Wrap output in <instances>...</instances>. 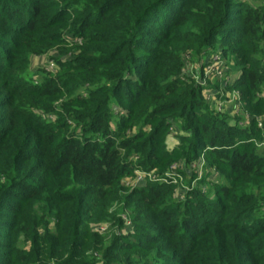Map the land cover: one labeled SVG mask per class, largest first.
I'll list each match as a JSON object with an SVG mask.
<instances>
[{
  "label": "trees",
  "instance_id": "16d2710c",
  "mask_svg": "<svg viewBox=\"0 0 264 264\" xmlns=\"http://www.w3.org/2000/svg\"><path fill=\"white\" fill-rule=\"evenodd\" d=\"M66 1L68 14L56 10L58 0H0V264H264V133L256 120L264 117V7ZM65 34L78 49L71 74L19 82L14 73L29 55ZM216 51L244 64L231 86L252 116L245 128L216 113L203 87L183 74L184 56H202L201 65L203 54ZM123 94L118 103L129 112L116 129L113 106ZM62 98L63 113L41 122L38 111H53ZM172 120L189 136L169 152ZM201 154L225 172V184L209 182L216 198L198 188L177 204L171 185L131 190L123 183L133 156L147 170L165 161L164 170ZM128 210L143 243H125L116 232L105 243L84 230L102 220L119 229Z\"/></svg>",
  "mask_w": 264,
  "mask_h": 264
},
{
  "label": "rangeland",
  "instance_id": "374dc122",
  "mask_svg": "<svg viewBox=\"0 0 264 264\" xmlns=\"http://www.w3.org/2000/svg\"><path fill=\"white\" fill-rule=\"evenodd\" d=\"M249 1V4L253 6H261L264 7V0H247ZM59 2V8L56 9L59 12L62 10H66L67 14L70 12L71 5L68 3L66 0H58ZM73 8V7H72ZM68 39H65L62 43H54L51 47L45 48L40 52L36 53H31L28 58V62L26 63V67L23 71H16L14 74L17 76L19 79V82H26L30 84H39L40 82L43 81V77L46 73L52 74L54 76H66L68 74H71V71L68 69L69 68V61L73 60L74 57L78 56L75 44H71L70 40H73L74 37L72 35L65 34L64 37ZM263 42L261 46L264 48V36H262ZM77 43L78 46H81L84 43V39L82 37H77L76 40L74 41ZM227 46H231L232 44H226ZM5 45H1V47H4ZM27 52V50H26ZM217 52V51H216ZM222 54V59L223 63L220 65V68L223 69V71H226L225 77L226 79L221 78L223 81V84L220 80H216L217 77L216 75L211 77L208 81H206V85L204 86V89L208 92H215L217 93L218 97L216 96L215 98H212L211 103L215 105V103L219 104H225L226 106V112L225 113H220V114H225L229 119V123L235 124V123H244V122H239L236 120L237 116H242V117H251L250 113L248 112L249 110L246 109V105L242 100V92L237 90V89H232V83L231 81H234L237 79V77L240 76L241 72L244 70V64L241 61H238L232 57L231 53H226ZM252 57L256 59H261L258 54H254ZM202 59V56H194V55H188L184 56V64H183V74H187L191 77L193 80L194 84H197L198 86H202V81L200 80L201 78V66H200V60ZM262 60V59H261ZM200 61V62H199ZM23 62L22 59L16 61V65H20ZM262 64H264V61H261ZM224 76V75H223ZM228 78V79H227ZM225 82V83H224ZM227 82L229 83L228 86H226ZM236 82V81H235ZM204 90V91H205ZM87 91L86 89H82L81 91L79 90L77 92L80 94H85ZM263 93H260L264 95V88L262 89ZM241 96V97H240ZM120 98L115 99V104L113 106V112H115V116L113 118V126L114 128L117 127V123L125 120V118L128 115L129 110L125 108L126 106L120 105L118 102L120 101H126V95L123 94L119 96ZM64 98V97H63ZM63 98L59 99L58 101L55 102L54 104V110L50 112H45V111H38L37 117L40 118L41 122H49L53 121L56 116L60 113H63V111L60 109V106L63 103ZM240 98L241 104H239L238 99ZM210 104L209 106L214 110L213 105ZM239 107L238 113L236 111L238 110L237 107ZM217 113V112H216ZM260 119L261 126L258 124V128L262 129L260 132L261 134L264 133V117L263 118H256ZM182 126V123L173 121L171 122V129H170V134L168 137L165 139V148L169 152H174L176 148L179 147L180 145V140L179 136L184 135V136H189V133L187 131H183L180 127ZM174 127V129H172ZM242 128L247 127V125H241ZM138 126H135L134 129L135 131L137 130ZM117 129V128H116ZM151 125H146L145 128L143 129L146 131V133L150 132ZM174 130V131H173ZM128 135L131 136L133 135V131H128ZM258 146L260 147V152L264 151V140L260 141L258 143ZM204 154H201L199 157L203 156ZM138 157V156H137ZM198 157V158H199ZM197 158V160H198ZM132 162V160H131ZM193 162V161H192ZM139 159L136 160V166H139ZM152 163V160H151ZM165 161H162L160 166L156 167L154 170H147L142 165L140 167L149 172H154L156 176L162 177L164 176L167 178V182H160L159 184H165V185H171L173 188V200L178 204L182 203L185 199L186 196L194 189L202 188L204 194L209 197V198H216L217 197V189L216 187H213L209 182H216L217 185L225 184V172L218 169L216 166H212L211 163L206 159L203 165H200V167H192L190 166L191 162H186L184 159H179L175 161L170 167L165 168L164 170H161L164 166ZM133 164V163H132ZM174 164H182L183 166H180L178 170H176V173L181 177H167V173L171 174V168ZM165 171V172H164ZM164 172V173H162ZM123 183L125 186L131 187L130 189L134 188H142L145 185H136L134 182V170L131 173V175L123 180ZM148 184V183H147ZM146 184V185H147ZM182 185L187 186L189 188L193 187L191 191L186 193V196L184 200H181L179 197V192L182 187ZM218 187V186H217ZM172 190V189H171ZM115 208V207H114ZM113 208V209H114ZM112 209V210H113ZM132 214L131 211H125L122 213L121 218L123 219V226L119 229H116L112 225V222L108 221H99V223H92L89 222L85 223L84 225V230L85 231H92L97 234H99L101 237L107 239L105 243H108V238H110L111 234L113 232H116L118 236H126V241L125 243H130V242H138L141 243L142 241L139 240V237L137 234H141L142 232L140 230H135L133 226V221L131 218ZM96 226H102L107 228L104 232L100 231L96 228ZM53 230V229H52ZM143 243V242H142Z\"/></svg>",
  "mask_w": 264,
  "mask_h": 264
},
{
  "label": "built area",
  "instance_id": "2783aa9c",
  "mask_svg": "<svg viewBox=\"0 0 264 264\" xmlns=\"http://www.w3.org/2000/svg\"><path fill=\"white\" fill-rule=\"evenodd\" d=\"M222 57L223 56H222L221 52H219V51L213 52V53H208V54L207 53L203 54V60H202V63L200 65L201 66V78H200V80L202 81L201 87H203V94H204L205 100L209 104H212L211 103L212 98H215L216 96L218 97V95H217V93L215 94V92L206 91L204 89L203 85H206V81H208L211 77H213L215 75L217 77H219V78H216V80H220L223 84L224 80L222 81L221 78L223 77V79H226V78H224L226 71H223V69L220 68V65L223 63ZM226 75H227V73H226ZM237 79H238V77H237ZM237 79H235L234 81H231L232 85L235 83V81H237ZM228 85H229V83L227 82L226 86H228ZM238 101H239V104H241L240 98L238 99ZM213 107H214V111L217 113H225L226 112L225 104L215 103V105H213ZM239 107L240 106L237 107L238 110L236 111V113H238ZM250 120H252V118L247 117L246 121H244L243 124L238 123V125L239 126L247 125L250 122ZM257 121H258L259 126H261L262 124H261L260 120L257 119ZM240 122H243V121H240ZM172 129H174V127ZM138 158L139 157H137V156L131 157L133 167H134V182L136 185L139 186V185H146L147 183H160L161 181L167 182V178H165L164 176H162V177L156 176L153 171L152 172L145 171L140 166H136L135 163H136V160ZM204 161H205V156L203 155V156L199 157L198 160L191 162L190 166L200 167V165L204 164ZM180 166H183V165L182 164H174L171 168V174L167 173V177L174 178L177 176L180 179L181 177L176 173V170H178V168H180ZM192 189H193V187L189 188L187 186L182 185L180 192H179L180 199L184 200L186 193H188ZM96 228L100 231H103V232L107 229V228L102 227V226H96Z\"/></svg>",
  "mask_w": 264,
  "mask_h": 264
}]
</instances>
